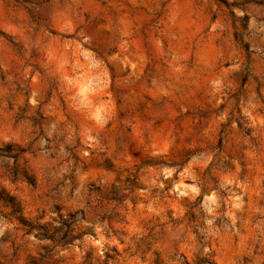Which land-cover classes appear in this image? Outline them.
Instances as JSON below:
<instances>
[{"label":"rangeland","instance_id":"374dc122","mask_svg":"<svg viewBox=\"0 0 264 264\" xmlns=\"http://www.w3.org/2000/svg\"><path fill=\"white\" fill-rule=\"evenodd\" d=\"M0 264H264V0H0Z\"/></svg>","mask_w":264,"mask_h":264},{"label":"bare ground","instance_id":"6f19581e","mask_svg":"<svg viewBox=\"0 0 264 264\" xmlns=\"http://www.w3.org/2000/svg\"><path fill=\"white\" fill-rule=\"evenodd\" d=\"M213 185H214L213 182L208 183V185L206 186V190L210 191L213 188ZM147 189H148V191H151L150 186H147ZM239 190L240 189L238 187H236L235 185L231 187L233 199L231 201L232 202V208L229 210L230 211L229 213L232 217L233 223L227 225V227L223 229V234L226 238L227 244L230 247H235V248H242L241 247L242 245H241V241L239 239L236 242V239H235L236 235H235L233 230H234V228L238 227L239 221H243L245 219V217H246V219L248 217V215H245V213L243 211V196L238 194ZM211 198L213 199V196L210 197V200L212 202L216 199L215 197H214V200H212ZM90 218H91V216H90ZM204 221L206 223V225L204 227H205V231L207 232V234H209L214 228L217 227V226H215L214 223H212V219H211L210 215H206ZM223 227H225V225Z\"/></svg>","mask_w":264,"mask_h":264}]
</instances>
